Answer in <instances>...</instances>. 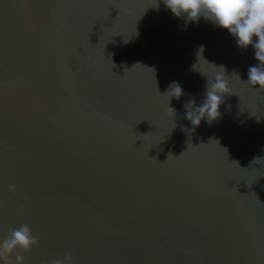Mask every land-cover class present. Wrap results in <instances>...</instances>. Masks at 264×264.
I'll use <instances>...</instances> for the list:
<instances>
[{
	"label": "water",
	"instance_id": "1",
	"mask_svg": "<svg viewBox=\"0 0 264 264\" xmlns=\"http://www.w3.org/2000/svg\"><path fill=\"white\" fill-rule=\"evenodd\" d=\"M258 63L163 0H0V240L28 224L24 264H264ZM221 66L233 94L194 128Z\"/></svg>",
	"mask_w": 264,
	"mask_h": 264
},
{
	"label": "clouds",
	"instance_id": "2",
	"mask_svg": "<svg viewBox=\"0 0 264 264\" xmlns=\"http://www.w3.org/2000/svg\"><path fill=\"white\" fill-rule=\"evenodd\" d=\"M163 3L176 17H186L188 21L193 22H198L203 17L206 21L226 29L235 37L240 49L251 46L259 63L248 68L246 83L253 88L259 85L258 90H264V0H163ZM199 51H203V46ZM219 69L222 71L216 73L214 78L208 77L205 98L199 106L194 97L185 102V118L194 128L198 127L202 120L209 124L216 120L221 115L219 109L225 103V96L233 94L223 67ZM234 75L240 78L238 73ZM165 94L170 103L171 98L179 100L185 92L180 84L174 81ZM167 111L171 115L176 114L169 104ZM259 161H262L261 158H256L253 163ZM9 189L15 190V186L9 185ZM38 245L39 240L28 224L15 227L6 238L0 240V264H24L25 257L21 253L30 252ZM74 259L69 253L63 259L53 258L44 261V264H73Z\"/></svg>",
	"mask_w": 264,
	"mask_h": 264
}]
</instances>
